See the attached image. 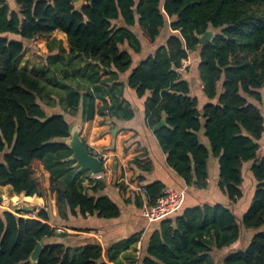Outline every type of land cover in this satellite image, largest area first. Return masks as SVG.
<instances>
[{
    "label": "trees",
    "instance_id": "obj_1",
    "mask_svg": "<svg viewBox=\"0 0 264 264\" xmlns=\"http://www.w3.org/2000/svg\"><path fill=\"white\" fill-rule=\"evenodd\" d=\"M14 1L16 10L0 0V184L14 195L42 197L46 191L35 176L41 166L50 175L48 191L61 222L77 215L119 217L116 202L99 195L104 184L84 173L72 176V152L64 144L69 123L62 114L48 116L41 103L52 108L61 102L70 116L80 110L82 123L95 116L125 122L134 117L129 92L143 101L147 128L164 121L154 135L167 165L187 187L215 188L221 196L161 219L137 264H213L214 250L236 242L244 244L221 264H264V0H83L88 4L80 10L68 0ZM134 28L152 46L164 28L169 34L147 55ZM208 28L216 35L201 46L197 36ZM55 32L65 36L66 48L53 37L43 65L32 72L17 67L23 42ZM140 54L147 56L133 67ZM190 54L197 59L202 105L191 95L188 69L179 71ZM246 167L253 195L239 217ZM163 189L159 181L145 185L135 206L154 205ZM31 213L0 214V264H31L38 242L35 264H108L97 247L78 251L53 242L65 232H57L47 210ZM136 241L137 234L115 250Z\"/></svg>",
    "mask_w": 264,
    "mask_h": 264
},
{
    "label": "crops",
    "instance_id": "obj_2",
    "mask_svg": "<svg viewBox=\"0 0 264 264\" xmlns=\"http://www.w3.org/2000/svg\"><path fill=\"white\" fill-rule=\"evenodd\" d=\"M3 1L7 2L11 9L16 10L14 0ZM167 36L160 43L157 41L147 54H151L156 47L164 44ZM141 58L138 55L135 57L133 67ZM126 77L127 75L122 77L123 82ZM196 79L199 82L198 76H196ZM201 88L199 83L200 93H202ZM191 95H193L192 92ZM125 98L132 102L134 111V117L130 121L121 122L108 119L106 122L103 120V124H98L97 120H102V117H96L92 122L82 123L80 110L77 115L73 116L74 120L79 119L73 123H79L82 126L80 136L84 144L94 155L104 160L105 172L101 177L104 185L100 188L99 195L112 198L120 209V216L115 219H99L95 216L83 218L77 215L76 217H70L67 222H61L56 214L54 197L51 202V222L53 226L58 228L57 232H65L66 234L65 238L54 239L53 242L62 243L65 247L78 251L85 247H97L101 250L102 260L108 264H137L136 260L146 247L148 236L158 226L159 221L147 222L141 218V208H137L134 203V198L141 195L142 188L145 185L159 181L164 185V188L185 190L180 206L170 216H176L184 206L189 205L191 202L210 201L213 198L221 197L215 188L208 191H197L184 184L167 165L166 154L160 149L154 131L145 125L143 111L141 110L143 101L136 99L129 92H126ZM205 101V98L201 95V102L198 100L199 104L202 105ZM97 104L100 103L97 102ZM114 129H116V132H114ZM114 164L116 165L115 171L113 170ZM216 167L215 160L209 163L213 180L217 176ZM40 168L45 179V188L48 190L50 175L41 166ZM85 177L91 178L89 174H85ZM188 194L192 195L193 198L191 199ZM20 195L24 196L23 194ZM30 200H33L35 205H39L40 210L45 206L41 197L33 196ZM240 202L237 203V207L242 205ZM136 234L138 235V241L131 243L126 250H120L119 252L115 250L117 244ZM240 245L239 242H236L230 247L214 250L211 253L213 264H221L222 259L227 254L238 250ZM110 255L112 256L111 261H109Z\"/></svg>",
    "mask_w": 264,
    "mask_h": 264
},
{
    "label": "rangeland",
    "instance_id": "obj_3",
    "mask_svg": "<svg viewBox=\"0 0 264 264\" xmlns=\"http://www.w3.org/2000/svg\"><path fill=\"white\" fill-rule=\"evenodd\" d=\"M134 32L139 37L142 38V46H143V51H144L143 54H146V52H149L151 50L152 45L149 44L148 41L143 40L144 38L142 36V33L140 31H138V29L134 28ZM166 33H169V31L167 30V28H164L161 31V35L157 40L158 43H160L161 40H163V38L168 35ZM53 37H55L56 39L62 40L63 45L66 48L65 36L61 33H56V32L54 34H52L49 38L48 37L47 38L46 37H39L33 41L23 42L25 53H24V56L22 57V59L19 61V63H17V67L19 69L27 70L28 72H32L35 70L36 67L43 65L45 63V58L47 56L46 45L50 41V39ZM147 55L140 54L139 56H141L143 59ZM185 64H189V65H186L185 69L182 72H183V74H185L186 70L188 69L187 70V72H188L187 76L191 82V85H190L191 92L193 95H195L197 97V100H199L201 102L202 93H200V91H199V83L197 82V79H196V76H197V71H196L197 59H196V56L190 54L189 58L185 61ZM195 82H196V85H195ZM193 83H194V85H192ZM263 101H264V90H263ZM44 104L45 103H41V107L43 108V110L46 112V114L48 116L51 114H62L64 116V118L66 119V121L69 122L70 124H72L76 120H79L78 118L76 120H74L73 116H70L69 114L65 113L63 103H61V102L54 101V106L52 108H48ZM52 104H53V101H52ZM260 107L262 110V114L264 115V103H262ZM96 117H99V116H95V118ZM103 120L106 122L108 119H107V117H104L100 121L97 120L98 124H101V123L103 124V122H104ZM260 145H261V147H260L261 154L260 155L262 157H264V135H263L262 139L260 140ZM247 171H248L247 167L244 168V170H243L244 184L242 187L243 197H242L241 202H240V204H242V205H240V207L238 206L237 209L235 210V213L239 217H240V214L244 213L246 211V209L248 208L250 201H251V198H252V195H253L252 187L254 184L251 181V180H253V178L251 176V173L247 172ZM35 176H36L37 180H39L42 183V185L46 191V194H44V196L41 197V199L44 200V204H45L43 209L47 210V212L51 216V208H52L51 202L53 200V195L51 193L48 194L49 191L46 190V188H45V185H46L45 179H44L42 170L39 166L35 170ZM188 195L190 196L191 199L193 198L192 195H190V194H188ZM30 198L24 197L22 195H14L11 193L9 186H5V185L0 184V214L3 211L15 212L16 210H27V211H32V213L30 215H31V217H34L36 215L37 211L40 209H39V205L38 206L35 205V202L33 200H30ZM244 207H246V208L243 211ZM50 223L52 224L51 221H50ZM244 232H251V234L253 233L252 231H249V230L248 231L242 230V233H244ZM242 238H243V236H242ZM239 243L241 244L240 247L243 246V244H244L243 242H239Z\"/></svg>",
    "mask_w": 264,
    "mask_h": 264
},
{
    "label": "water",
    "instance_id": "obj_4",
    "mask_svg": "<svg viewBox=\"0 0 264 264\" xmlns=\"http://www.w3.org/2000/svg\"><path fill=\"white\" fill-rule=\"evenodd\" d=\"M71 2L78 10H80L84 5L83 0H68ZM216 35V30L213 28H208L205 33L201 36H197L201 46H205L211 43ZM106 70L103 69V73ZM165 125L164 121H161L153 131L159 130ZM82 126L79 123H73L69 125V137L64 141V144L71 150L72 154L68 158L69 161L73 162L72 168L74 172L72 176L74 177L77 173L89 174L91 178L97 179L100 185L103 184L101 179L105 172L104 160L94 154H91L89 150L85 147V144L81 138ZM116 132V129H114ZM113 170H116V165L114 164ZM195 184V183H194ZM103 186V185H102ZM101 186V187H102ZM27 211V210H25ZM42 246L38 242L29 258L31 264H35L41 254Z\"/></svg>",
    "mask_w": 264,
    "mask_h": 264
},
{
    "label": "built area",
    "instance_id": "obj_5",
    "mask_svg": "<svg viewBox=\"0 0 264 264\" xmlns=\"http://www.w3.org/2000/svg\"><path fill=\"white\" fill-rule=\"evenodd\" d=\"M186 65L183 62L179 71L182 72ZM184 194L185 190H175L170 187L164 188L161 198L154 205L147 206L143 204L140 210L141 218L147 222H155L170 216L180 206Z\"/></svg>",
    "mask_w": 264,
    "mask_h": 264
}]
</instances>
